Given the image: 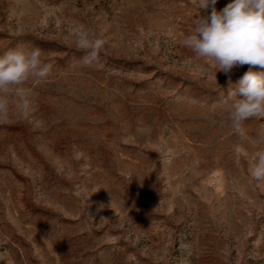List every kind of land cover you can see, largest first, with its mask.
I'll use <instances>...</instances> for the list:
<instances>
[{"label": "rangeland", "instance_id": "374dc122", "mask_svg": "<svg viewBox=\"0 0 264 264\" xmlns=\"http://www.w3.org/2000/svg\"><path fill=\"white\" fill-rule=\"evenodd\" d=\"M196 4L0 0V56L52 65L0 122V264H264V118L230 120L247 65L183 45ZM78 28L106 41L91 66Z\"/></svg>", "mask_w": 264, "mask_h": 264}, {"label": "clouds", "instance_id": "9594fccd", "mask_svg": "<svg viewBox=\"0 0 264 264\" xmlns=\"http://www.w3.org/2000/svg\"><path fill=\"white\" fill-rule=\"evenodd\" d=\"M216 4L217 0H197L196 7L210 9V14L195 20L183 45L226 75L248 66L227 98L231 104L230 120L239 131L245 121L264 118V0H231L221 10ZM74 43L86 53L83 64L91 66L99 60L106 41L78 28ZM51 72L52 65L41 60L39 49L8 50L0 56V122H7L13 103L21 112L29 107L26 98L19 102L14 99L24 97L23 85L32 78L46 80ZM249 174L253 180L264 182V150L255 153Z\"/></svg>", "mask_w": 264, "mask_h": 264}]
</instances>
